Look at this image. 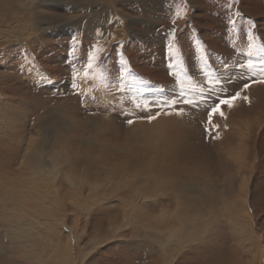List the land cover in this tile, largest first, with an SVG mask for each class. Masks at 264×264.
<instances>
[{"label": "rangeland", "instance_id": "rangeland-1", "mask_svg": "<svg viewBox=\"0 0 264 264\" xmlns=\"http://www.w3.org/2000/svg\"><path fill=\"white\" fill-rule=\"evenodd\" d=\"M38 1L40 0H36V2ZM195 1L197 7L191 10L188 17L180 8L173 7L175 6L174 0H162L161 4L164 5V3H166L162 6L164 8L162 10H157L155 13L156 16L152 15L149 17L152 20H156V26H152L150 33L153 35L158 31L156 32V39L158 38L157 40H159V43L157 41L153 43L150 35L145 36L146 38L144 36H142L143 38L139 36L138 39L137 37L131 40L125 38L119 41L116 40L117 38H115V36H103V27H108V29H110V25L112 24L98 26L97 30L92 32V37L89 35V37L87 36L86 38L81 32L79 33V31H77L70 32L68 37L61 36V39H59L60 37L54 39L46 35L47 37L45 36V40L37 38L36 42L15 40L14 43H11L10 40L0 39V108L5 111L11 109L17 112L15 115L16 117L10 115L9 118V115H7L0 119V131H3L1 128H8L12 131L16 129V132H23L24 130L26 133L31 126L34 128L37 123H39L43 115V120L48 121L52 129L63 126L76 127L79 121L88 122V119H90L88 116H91V114L94 116L100 115V117L104 114L103 116H105L108 111H105L103 106L109 104L110 106L108 105L107 108L112 111L111 104H114L119 106V110H116L117 114H115L116 119L119 117L120 119L118 118L117 120L122 122L125 127L122 128L120 125L122 123L118 122L116 123L117 127L111 130H114L113 134L121 131L126 133V131H128L126 128L130 127L127 124V120L129 118L132 119V116H135L133 117L134 123H136L137 119L144 120L146 117L144 115H146V113L149 115L155 114L158 118L159 116L168 117L170 115L165 114L164 110H160L153 106L155 102H162L166 98L169 99V97L172 98L173 96L176 97L181 92L188 99L197 100L202 94L199 91L201 84H205L206 87L211 86V80L213 79L218 78L223 81L224 86L226 85L225 87L228 88L229 95H234L235 92L238 91L237 89L242 86L240 85L237 87L236 85L239 81L238 78L240 79L241 77L240 65L246 64L249 59L257 65L261 61H264V56L261 55V53L264 54V51H261L264 49V0H239L235 5L232 4V0ZM36 8L43 18H48L51 15L66 16L71 14L62 11V9L59 10L49 3L47 5L37 4ZM158 8H161L160 3ZM237 13L239 15H237ZM165 14H167V16ZM231 20H235L236 24L232 25L230 23ZM58 22L59 19L53 20L48 23V27ZM179 22L182 24L180 25ZM250 23L253 25L252 27L249 26ZM112 26L113 28L110 30L113 31L121 28L122 24L120 22L116 26ZM139 27L140 29H138V31H143L145 29L143 28L142 30L141 26H136L135 28ZM178 28H180V30ZM108 29H106V31H108ZM169 31H171V33ZM160 32L163 35L159 34ZM147 34H149V32ZM96 36L98 38L100 37L102 41L100 39L97 40L98 38ZM243 38L245 39L242 40ZM22 42L25 47L22 45ZM169 47L172 49L171 52H169ZM250 49L257 54L249 57L248 52ZM91 55H95L97 59L91 60ZM7 56L10 57L8 58ZM202 56L204 57L203 60L201 59ZM230 61H234L233 65L230 64ZM4 62H6V66L2 67ZM89 63L92 64L91 68L88 66ZM25 66L27 71L33 73L35 82H37V84L34 82L32 85L29 83L33 91L25 84L20 85L19 82L22 80L23 75H25ZM163 66L166 67V69L163 68L165 69L164 71L161 70ZM225 69L228 70V72L222 74ZM233 71L240 72L235 73L234 77H232L229 73ZM85 73H87V76ZM60 79L61 81H59ZM55 80H58L59 83ZM66 81H69V84ZM53 84L65 86L54 89ZM254 85L257 84H253L246 92H241V96H247L249 98L247 101L243 99L237 101L233 107L234 109L231 108L232 110L226 106L224 107L223 110L227 117L230 116L231 111L235 109L238 112L239 118L243 117V109H245V107L248 108L249 102L252 100L250 89ZM48 87L52 88L49 89ZM79 88L81 90H78ZM110 89H112V91ZM140 89L141 91L145 89L143 94L146 91L148 97L144 99L141 98L143 94ZM115 91L119 92L116 94ZM156 91L157 94L159 93L161 95H158L157 101L154 102L153 94ZM4 92L9 94L7 98ZM69 94L76 100L69 102V99H67L69 97L66 96H69ZM191 97L195 98L192 99ZM89 100L90 102H88ZM6 103L8 104L6 105ZM93 105L97 109H95ZM77 106L78 108L81 107L83 110L79 108V112L76 109ZM129 107H132L135 111H131ZM178 107L181 109L184 108V110H182L184 111L183 115L186 114V110L191 109L197 117L196 122L201 127L193 133L192 137L194 138H189L187 145H184V149L190 150V165L196 169V171L194 170L195 174L198 173L197 170H199V167L192 165L198 166L202 163V159L213 158L214 153L212 154V151L219 143V139H213L212 136L218 133L220 137H223V134L220 133V129L221 127H226L227 120L216 115L211 117V122H209L210 114L204 106L194 108L188 105H180ZM87 109L90 110L88 111ZM31 110L35 111V114ZM84 110L86 113L88 112L89 115L85 114V112H83ZM95 110L97 111L95 112ZM240 112H243L241 117L239 115ZM76 113L83 117L80 116V118ZM134 113L135 115H133ZM171 115H174V113ZM180 117L178 121H180ZM83 118H85V120H83ZM247 118L248 117H245V119ZM9 119L13 122L9 121ZM145 120H147V118ZM251 120L257 122V125H255L253 129L259 130L253 131L250 138L252 141L248 158L249 161L252 159V161H250L251 168L249 169L251 173L247 175L249 177L248 187L242 186L247 194L248 201L246 207L250 212L247 215L242 213L241 216H237V219L231 222L229 218H222L219 213H216L215 210L211 208L209 209L208 218L211 224L207 225V227L202 230V233L204 234L210 229H219L222 223L221 226L223 231L225 230V233L232 237H236L235 244L238 250H248L249 258L252 261L248 260V258H244L243 263L264 264V110L262 116L253 115ZM14 122H17L16 126ZM216 125L220 126L218 131H216L214 127ZM227 128L229 129L228 126ZM25 129L27 130L25 131ZM205 129L212 130L211 135H209ZM236 129L237 128L231 130L233 131L234 137ZM100 139L99 140L102 142L103 138ZM15 142L19 143L20 137H15ZM42 151L43 149H36L33 155L34 158L37 159ZM87 151H91L89 154L95 153L93 148H88ZM170 157H172V155L169 156V158ZM192 161H194V163H192ZM5 165L6 164L0 167V198L3 196L4 201L0 202V204L8 203L7 201L10 199V194L7 195V192L9 190L22 191L26 188L27 191H32V186L28 188L24 186V184L22 185L21 182H23L25 177L20 167L14 166L13 168H4ZM109 167L113 172H116L113 166L110 165ZM32 168L35 172L38 170L34 167ZM186 170L188 171V168ZM67 174L68 172L63 169V180L66 179ZM213 175H216V173L214 172L211 174V176ZM114 176L115 175L111 174L112 178L119 179V177ZM63 185L65 188L60 185L61 188L64 190L67 189L66 183ZM136 188L137 187H135V189ZM156 188L157 189L151 190L150 193L154 192L153 194H155L159 192L163 194L166 192L173 201L166 200L162 196L156 199L151 197L153 201H148V199L144 200V195H140L141 201H138L137 207H140L141 211H143L142 206L147 205L154 212L152 214L156 215L160 213L159 207L170 202H172L171 207L177 204L176 199H174L176 197L172 192L166 191L164 183L158 184ZM73 191L76 193L77 197L84 194L85 197L89 198L88 207L93 208L96 212L86 213V211L67 207L58 209L57 213L54 214H57L59 219L65 218V223L59 222V226L62 232L66 234L69 233V236L54 233L53 240H55V246H51L50 243L47 244L48 250H50L52 254L50 257L44 259L43 262L27 260L26 251L25 255L20 254L15 256L14 253L20 251V248L24 244L26 246L28 241L35 237H32V234H35L34 232H32V234L29 233L30 228L38 231L46 230L45 227L49 217L42 213L39 207L31 201L25 202V213H17L24 221H11L6 218L5 221L7 223L1 222L2 214H0V234L4 237V243H0V248H5L9 251L7 257L0 256V264H57L58 261L56 260H59V256L55 254L60 249H62V251L67 250L69 256H71L70 260H67V257L63 259L64 264H142L144 261V258H142L143 252H150L151 255H156V251L159 250V248L147 237L149 234L147 226L140 221L132 222V215L128 220L124 219V217L122 218L124 213L121 214V206L127 202L123 199L129 195L127 194L129 193L128 191L112 190L108 185L106 186L105 192L101 190L102 193H105L102 195L98 192L94 193L88 190L82 191L75 187H73ZM90 193L94 194L91 196ZM216 197H219V195L217 194ZM105 198L108 200L112 199V201L108 202L110 203L109 206L105 205L103 207L95 204L96 201ZM49 199L50 195L43 200V203L48 204ZM130 204L132 205L133 202ZM14 214L15 213H12L11 217H13ZM144 214L149 215V213ZM25 218L29 220L27 224H25ZM32 218H36L37 220L33 221ZM125 221L128 223L131 222L132 226L127 227ZM155 221L158 222V220ZM75 222H77V224H75ZM2 223L8 225L9 223L10 225L14 224V226H18V228L25 231V233H29L31 236L25 238V243L9 242L7 240L9 235L5 231L7 227L1 225ZM120 226L121 228L118 229ZM247 229L251 235L249 247L242 241L244 231ZM163 230H165V228H163ZM130 243L139 246L141 251L137 249L138 247L127 248L126 244ZM170 245V248L174 250L189 248L186 252L187 254H190V250L196 246L193 245L190 247V245L187 244L181 248L180 243H174L172 240H170ZM197 251L198 250H196V252ZM83 252L89 253L87 261L80 257V253ZM37 253L39 256L42 255V251L40 250H38ZM242 257L243 256H241V258ZM10 259H13V261H10Z\"/></svg>", "mask_w": 264, "mask_h": 264}, {"label": "bare ground", "instance_id": "bare-ground-1", "mask_svg": "<svg viewBox=\"0 0 264 264\" xmlns=\"http://www.w3.org/2000/svg\"><path fill=\"white\" fill-rule=\"evenodd\" d=\"M174 2L175 6L173 7L180 8L188 17L191 10L197 7L195 0H174ZM48 3L59 10L62 9V11L71 14L66 16L51 15L48 18H43V16L39 14L36 6L37 4L47 5ZM159 3L161 8H158ZM161 3L162 0H40L38 2H36V0H0V39L10 40L11 43H14L15 40L36 42L37 38L45 40L46 35L54 39L58 37L61 39V36L68 37L70 32L77 31H79V33L81 32L86 38L87 36L89 37V35L92 37V32L96 31L98 26L110 24L116 26L121 22L122 26L121 28H116L117 30H110L113 28L112 25H110V29H108V27H103V36H115V38H117L116 40L119 41L125 38L131 40L135 37L138 39L139 36L145 37L150 35L153 43H155V41L159 43V40H157L158 38L156 39V32L158 31L153 35L150 33L152 26H156V20H152L149 17L155 15L157 10H162L164 8L162 6L166 3H164V5ZM165 15L167 16V14ZM56 19H59V22L48 27V23ZM179 24L181 25L182 23L179 22ZM136 26H141L142 30L143 28L145 29L143 31H138L140 27L135 28ZM106 29H108V31H106ZM178 29L180 30V28ZM148 32L149 34H147ZM169 32L171 33V31ZM159 34H161V32ZM99 39L100 37L97 40ZM100 40L102 41V39ZM22 45L24 46L23 42ZM6 62L2 64V67L6 66ZM233 63L234 61H230L231 65H233ZM24 68H26V66ZM161 68L162 71L166 69L165 66ZM227 72L228 70L225 69L222 74ZM238 72L240 71H233L229 74L234 77V74ZM34 77L33 73L27 71L26 68L25 75H23V78L21 77L22 80L19 81L20 85L25 84L33 91L30 84L32 85V83L35 82ZM238 80L236 84L237 87L245 82L241 77L240 79L238 78ZM55 81L59 83L61 79ZM69 81L66 82L69 84ZM35 83L37 84V82ZM53 85L54 89L65 86ZM112 89L110 90L112 91ZM78 90L81 89L79 88ZM250 90L252 102H249L248 108L245 107V109H243V117L239 118L236 109L231 111L230 116H226V127H221L220 129L219 126L218 129L216 128V131L220 129V133L223 134V137L219 139V143L212 151V154L214 153L213 158L202 159V163L198 166L192 165L199 167V170H197L198 173L195 174L194 170L196 171V169L190 165V150L187 149V151L184 149V145H187L188 139L194 138L192 137L193 133L201 128L196 122V115L191 109L186 110V114L182 116L176 114L168 117L159 116V118L157 117V119L151 122H148V119L145 120L149 116V114L146 113V115H144L146 116L145 119H137L136 123L126 128L128 129L126 133L121 131L113 134L114 130H111L117 127L116 123L120 122L117 120L119 117L116 119L115 116V114H117L116 110H119V106L114 104H111L112 111L107 108L109 104L103 106L105 111H108L105 116H103L104 114L101 117L100 115L94 116L91 114V116H88L91 120L86 118L89 120L88 122L79 121L76 127L63 126L52 129L49 126L50 123L43 120V115L39 123H37L34 128L31 126L26 133L24 130L23 132H16V129L12 131L8 128H1L3 131H0V167L4 164H6L4 168H13L14 166L20 167L25 177L23 182H21L22 185L24 184V186L28 188L32 186V191H27L26 188H24L22 191L9 190L7 192V195L10 194V199L7 201L8 203L0 204V212H2L0 213L2 214L1 222L7 223L5 221L6 218L11 221H24L17 213H25L26 201H31L36 204L40 211L49 217L45 227L46 230L38 231L30 228L29 233L32 234V232H34L35 234H32V237H35L30 239L26 246L24 244L20 248V251H16L14 255H25L26 251L27 260H36L40 262L50 257L52 253L48 250L47 244L50 243L51 246H55V240H53L54 233L69 236V233L66 234L62 232L59 226V222L65 223V218L59 219L58 215L54 214L57 213L58 209L67 207L86 211V213L96 212L93 208L88 207L89 198L85 197L84 194L77 197L76 193L73 191V187L79 188L82 191L88 190L89 192H98L102 195L105 194L102 193V191L105 192L106 186L108 185L112 190L116 189L118 191L124 190L129 192L127 193L129 195L123 199L127 202L125 204L122 203L123 205L121 206V214L124 213L122 218L124 217V219L128 220L132 215V222L140 221L145 224L149 231L147 237L159 248V250L156 251V255H151L150 252H143L142 258H144V261L142 264H245V262L243 263L244 258H248V260L252 261L249 258L248 250H238L235 244L236 237H232L225 233V230L223 231L221 226L222 223L219 229H210L204 234L202 233V230L207 227V225L211 224V221L208 219L209 209L211 208H213L216 213H219L222 218H229L231 222L237 219V216H241L242 213L247 215L250 212L246 207L248 201L247 194L242 186L248 187L249 177L247 175L251 173L249 169L251 168L250 161H252L251 158L250 161L248 158L252 141L250 138L253 131L259 130L253 129V127L257 125V122L251 120V118L253 115H263L264 84L254 85ZM143 91H141L142 94ZM4 94L6 98L9 95L5 92ZM158 95L161 94H157V91L153 94L154 102L157 101ZM66 96L69 97H66L69 99V102L76 100L70 96V94ZM145 97H148L146 91L141 95V98L144 99ZM88 102H90V100ZM7 104L8 103H6V105ZM79 108L82 109L81 107ZM79 108L77 106L76 109L80 112ZM129 108L131 111H135L132 107ZM181 110H184V108ZM96 111L97 110H95V112ZM33 112L35 114V111ZM83 112H85V110ZM243 112L239 113L240 117ZM16 114L17 112L11 109L5 111L0 108V119L7 115H9V118L10 115L14 117ZM85 114L89 115L88 112H85ZM133 115H135V113ZM78 116L80 117L81 115ZM133 117L135 116H132V119ZM179 117L180 121H178ZM245 117L248 118L245 119ZM83 120H85V118H83ZM9 121L12 120L9 119ZM120 125L122 128L125 127L123 123ZM235 128L237 129L234 137L233 131L231 130ZM26 130L27 129H25V131ZM15 137H20L19 143L15 142ZM100 138H103L102 142ZM88 148H93L95 153L89 154L91 151H87ZM36 149H43L37 159L33 156ZM171 155L173 158L170 157V159L169 156ZM192 163H194V161H192ZM110 165L116 169V172H113L109 167ZM32 167L38 170L35 172ZM187 168L188 171L186 170ZM63 169L68 172L65 180L62 179ZM214 172L216 175L211 176ZM111 174L119 177V179L116 178L118 179L116 180L112 178ZM64 183H66V188L68 190L61 188V186L64 187ZM160 183H164L166 191L174 194L176 197L174 199H176L177 204L171 207L172 202H170L159 207L160 213L156 215L152 214L154 212L147 205H143L142 207L145 209L142 208L143 211H141V208L137 207L138 201H141L140 195H144V200L148 199V201H153L151 197L156 199L159 196H162L166 200L173 201L166 192L163 194L159 192L155 194H153L154 192H151L152 194L150 193L151 190L157 189L156 186ZM135 187L137 188L135 189ZM94 193H90L91 196ZM217 194L219 197H216ZM48 195H50L49 202L48 204H44L43 200H45ZM0 200V202H4L3 196H1ZM107 200L108 199L105 198L96 201L95 204L103 207L105 205L109 206L110 203L108 202L112 201V199ZM131 202H133L132 205L130 204ZM12 213H15L13 217H11ZM144 213H149V215H145ZM32 220L36 221L37 219L32 218ZM155 220H158V222ZM28 221L29 220L25 218V224H27ZM75 224H77V222H75ZM1 225L7 227L5 231L9 235V238H5H7L9 242L25 243V238L31 236L29 233H25V231L18 228V226H14V224L10 225L9 223L8 225L2 223ZM125 225L130 227L132 223L125 221ZM120 228L121 226L118 229ZM163 228H165V230H163ZM170 240L174 243H180L181 248L187 244H189L190 247L193 245L196 246L190 250V254H187L186 252L189 248L177 250L170 248ZM242 241L249 247L251 235L248 229L244 231ZM0 243H4V237L1 234ZM126 246L127 248L138 247L137 249L141 251L139 246L132 245V243L126 244ZM38 250L42 251L41 256L38 255ZM196 250L198 251L196 252ZM8 254L9 251L7 249L0 248V256L7 257ZM55 255L59 256V260L55 259L58 261L57 264H64L63 259L65 257H67V260L71 259L67 250L62 251V249H60ZM88 256L89 253L87 252L80 253V257L84 260L86 259V261L89 258ZM241 256L243 257L241 258ZM10 261H13V259H10Z\"/></svg>", "mask_w": 264, "mask_h": 264}, {"label": "snow or ice", "instance_id": "snow-or-ice-1", "mask_svg": "<svg viewBox=\"0 0 264 264\" xmlns=\"http://www.w3.org/2000/svg\"><path fill=\"white\" fill-rule=\"evenodd\" d=\"M239 2V0H232V4L235 5ZM237 15H239L237 13ZM230 23L232 25L236 24L235 20H231ZM250 27L253 25L250 23ZM172 49L169 47V52ZM261 51H264L262 49ZM257 53L253 52L251 49L248 52V56L251 57L256 55ZM97 57L95 55H91V60H96ZM201 59L203 60L204 57L202 56ZM89 68L92 67V64L89 63ZM241 71V79L246 81L242 84L240 90L236 91L234 95H229L228 88L224 86V82L220 79H213L211 80V86H205V84H201L199 87V91L203 94L197 100L188 99L183 93H179L176 97L166 99L162 102H155L154 107L159 108L165 111V114L171 115H183V111L178 107L180 105H188L190 107H199L204 106L207 108L210 116L209 122H211V117L219 115L220 117L227 119L224 107L231 109L235 106L236 102L243 99L247 101L249 98L247 96H241V92H246L253 84H264V61H261L258 65L255 64L251 59L247 61L246 64L240 65ZM87 76V73H85ZM148 122H151L157 119L155 114L148 116ZM135 121L131 118L127 120V124L131 126ZM218 129V125L214 126ZM205 131L211 135L210 129H205ZM213 139H220V135L217 133L215 136H212Z\"/></svg>", "mask_w": 264, "mask_h": 264}, {"label": "crops", "instance_id": "crops-1", "mask_svg": "<svg viewBox=\"0 0 264 264\" xmlns=\"http://www.w3.org/2000/svg\"><path fill=\"white\" fill-rule=\"evenodd\" d=\"M245 38H243L242 40H244ZM240 54V53H239ZM262 56H264V54L261 53Z\"/></svg>", "mask_w": 264, "mask_h": 264}]
</instances>
